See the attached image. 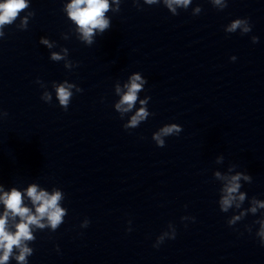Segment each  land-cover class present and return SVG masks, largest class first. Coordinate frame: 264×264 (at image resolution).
<instances>
[{"label":"clouds","instance_id":"obj_1","mask_svg":"<svg viewBox=\"0 0 264 264\" xmlns=\"http://www.w3.org/2000/svg\"><path fill=\"white\" fill-rule=\"evenodd\" d=\"M164 2L167 8L171 10L173 14H176V8L173 7L174 4L187 8L191 0H164ZM145 3L152 5L158 3V0H145ZM213 3L215 6H218L221 11L228 6L225 0H213ZM27 7H29V4L26 3V0H3V2L0 3V29H2L4 25H11L18 14ZM108 8V0H71V3L66 5L65 10L71 20L75 21L76 25H78L81 38L88 45H91L94 43L93 34L95 29H99L100 35H103V33L111 27L109 20L104 18V13ZM117 10L119 9L117 8ZM195 11L199 13L201 9L197 7ZM22 23L26 25L27 19L25 18ZM238 30L241 35H246L252 31V25L248 18L233 19L230 25L225 29L229 34L236 33ZM3 35V31L0 30V37ZM251 41L253 44L258 43L259 38L257 36H252ZM41 42L48 45L49 48L52 47L46 39H43ZM51 58L55 61L63 59L60 54L55 52L52 53ZM236 59L235 56L230 57V60L233 62ZM66 67H70V65H66ZM145 83L146 80L142 79L140 74H134L130 77L129 82L124 85L127 91L121 96L119 103L115 105V109L121 114V118L124 113L129 112L133 108V105L137 102V93ZM74 87L75 85L68 84L67 82L55 86L59 105L65 111L68 110L70 105V97L73 95L71 89ZM77 91H81V89H77ZM116 91L120 93L121 89L119 86H117ZM43 99L50 102L52 99L51 93H46ZM150 99L151 97L149 96L139 101L141 105L139 110L136 111L135 115L131 116L127 123L122 125L126 131L138 128L142 122L147 121L150 116L155 115L150 112L147 107ZM4 115L7 116L8 113H4ZM182 131L183 128L180 124L167 123L152 134V140L157 147L163 148L166 146L165 137L179 136ZM215 175L217 178L226 181L222 190L223 195L219 199V210L223 213H227L234 204L236 208H240L241 203L244 202L246 197L245 193L239 191L241 188L239 181L243 179L252 183V176L243 172H237L235 175L231 176H221V174L217 172ZM26 194L31 198L32 205L35 206V214H33L29 207L22 206L21 192L15 188H13L11 192H5L3 195H0V201H2L5 206L3 215H0V252H2V255H0V264H7L10 256L13 255L14 246L19 250V255L14 256V259L18 264H28L26 257L32 256L34 250L22 242L35 241L30 225H35L41 230L47 225H50L51 230L55 232L63 223L62 217L66 215V209L58 205V201L62 199V193L60 191H54L49 195L43 190L38 192L37 185L31 184L27 188ZM253 205L254 206L251 207L249 211L255 214L258 207L264 208V201L253 199ZM9 213H11L13 218H20V222L15 225V232L9 231L7 228ZM244 215H246V213L241 212L240 215L233 216L227 221V225L229 227L235 225ZM45 218L47 220V225L41 223ZM188 220L195 222V217H181V221ZM89 223V220H85L82 227H88ZM256 223L260 225L256 235L259 237L260 245L264 246V220L256 221ZM128 224H131V220L128 221ZM185 227H187V225H185ZM169 228L171 229L170 232H162L156 238L153 244L154 248H159L166 239H175V225L169 223ZM127 231L130 232L131 227H129ZM56 250L59 252L58 246Z\"/></svg>","mask_w":264,"mask_h":264}]
</instances>
